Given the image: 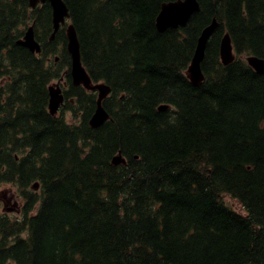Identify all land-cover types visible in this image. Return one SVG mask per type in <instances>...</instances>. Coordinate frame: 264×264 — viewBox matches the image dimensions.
Masks as SVG:
<instances>
[{
	"label": "trees",
	"instance_id": "1",
	"mask_svg": "<svg viewBox=\"0 0 264 264\" xmlns=\"http://www.w3.org/2000/svg\"><path fill=\"white\" fill-rule=\"evenodd\" d=\"M166 1L63 0L82 67L109 87V117L91 128L95 92L71 84L48 3L0 0V186L23 200L16 216L0 212V264H264V74L244 61L264 59V0H196L184 26L158 32ZM212 17L192 85L185 70ZM28 25L38 53L15 42ZM117 151L124 164H111Z\"/></svg>",
	"mask_w": 264,
	"mask_h": 264
},
{
	"label": "water",
	"instance_id": "2",
	"mask_svg": "<svg viewBox=\"0 0 264 264\" xmlns=\"http://www.w3.org/2000/svg\"><path fill=\"white\" fill-rule=\"evenodd\" d=\"M46 1L50 7V27L51 31L48 40H52L55 32L60 26L63 27L65 35V50L69 55V75L71 84L82 86L85 90L96 92L94 109L87 119V124L91 128H96L108 119V113L103 108L101 101L109 92V87L103 82H91L87 73L80 62L79 47L76 33L71 22L68 21V11L63 0H27L29 7L33 8L37 3ZM198 10L196 0H170L162 2L154 18V27L158 32L166 28L182 27L187 22L190 15ZM215 18L212 17L210 22L202 27L196 37L193 52L186 67L185 74L192 85L199 84L203 75L200 70V62L203 58L204 48L211 32L216 27ZM16 44L27 48L31 53L39 52V43L34 38L32 25H28L22 35L15 41ZM218 57L220 63L225 65L233 60L234 53L228 34H222L218 45ZM54 61L57 59L54 56ZM246 65L251 67L256 73L264 74V59L255 55L244 56ZM61 78L57 81L60 82ZM47 111L54 115L57 108L62 103L63 96L60 86L49 84L47 86ZM167 108L166 104H159L158 110ZM134 158L136 156L134 155ZM111 164H124V157L117 151L110 159ZM31 188L37 187V182H33Z\"/></svg>",
	"mask_w": 264,
	"mask_h": 264
},
{
	"label": "rangeland",
	"instance_id": "3",
	"mask_svg": "<svg viewBox=\"0 0 264 264\" xmlns=\"http://www.w3.org/2000/svg\"><path fill=\"white\" fill-rule=\"evenodd\" d=\"M56 83L61 87V90H63L62 83H60L57 80H53L49 84L53 85ZM38 185L39 184H37V188H38ZM31 190L35 191L36 188L31 189ZM22 201H23L22 197L15 187L10 186V185H1L0 186V212L6 213L9 216H16L17 212H18V210L22 204ZM223 201L227 205H229L231 208L236 210L237 212H239L243 215L245 214L243 209L240 207V205L235 200L229 198L228 196H224ZM6 208H8V209H6ZM15 209H17V210H15Z\"/></svg>",
	"mask_w": 264,
	"mask_h": 264
},
{
	"label": "flooded vegetation",
	"instance_id": "4",
	"mask_svg": "<svg viewBox=\"0 0 264 264\" xmlns=\"http://www.w3.org/2000/svg\"><path fill=\"white\" fill-rule=\"evenodd\" d=\"M6 209H8V208H6Z\"/></svg>",
	"mask_w": 264,
	"mask_h": 264
}]
</instances>
